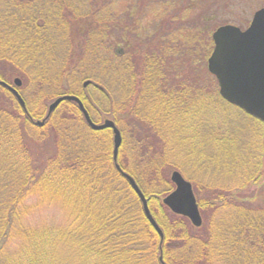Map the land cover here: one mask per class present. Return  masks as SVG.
<instances>
[{
    "label": "trees",
    "instance_id": "16d2710c",
    "mask_svg": "<svg viewBox=\"0 0 264 264\" xmlns=\"http://www.w3.org/2000/svg\"><path fill=\"white\" fill-rule=\"evenodd\" d=\"M202 1L0 0V80L26 110L0 86V264H264V123L220 97ZM62 95L114 123L116 161L74 102L34 125L31 104ZM174 171L200 227L162 203ZM42 206L58 219L33 222Z\"/></svg>",
    "mask_w": 264,
    "mask_h": 264
},
{
    "label": "water",
    "instance_id": "95a60500",
    "mask_svg": "<svg viewBox=\"0 0 264 264\" xmlns=\"http://www.w3.org/2000/svg\"><path fill=\"white\" fill-rule=\"evenodd\" d=\"M211 37L214 46L207 60V70L217 81L219 95L228 104L240 108L248 115L264 123V7L254 12L245 29L226 24L218 27ZM20 85L19 79H15L13 85L0 80V86L7 89L18 105L26 111L25 103L17 91ZM86 85L87 83L84 84V86ZM65 101L76 103L91 130L110 129L112 131L113 159L116 161L118 149L122 142L119 130L111 120H104L101 124H95L76 96L62 95L57 97L48 105L45 118L42 121H35L34 124L42 126L50 114ZM116 169L138 196L145 218L162 238L161 229L151 216L147 201L137 184L129 175L122 172L118 165H116ZM170 180L174 185V190L162 200V203L173 214L186 217L194 227H200L201 217L191 184L176 171L171 173Z\"/></svg>",
    "mask_w": 264,
    "mask_h": 264
},
{
    "label": "rangeland",
    "instance_id": "374dc122",
    "mask_svg": "<svg viewBox=\"0 0 264 264\" xmlns=\"http://www.w3.org/2000/svg\"><path fill=\"white\" fill-rule=\"evenodd\" d=\"M209 2L208 0H206ZM206 1H202L200 4L198 3L194 14H203V12L206 10L208 16L211 17V20L207 23V26L209 27L210 30H213L217 27L220 26L221 24H231L235 25L239 28H245L248 23L251 21V18L254 14L255 11L258 9L264 7V0H210V2L206 3ZM205 2V4H204ZM207 7L211 8V10H207ZM208 8V9H209ZM152 20V17H146L143 19L142 25L144 26H151L150 22ZM53 101V99H47L43 98L37 105L34 102V104H31V116L34 117V122L35 121H42L45 116L40 119L41 117H37V115H42L46 112L48 105ZM34 112V113H33ZM99 124V123H96ZM101 124V123H100ZM35 125V124H34ZM215 166L211 165V174L208 175L210 178L213 175V172H215L216 169H214ZM198 173V171H197ZM199 178V183H205L202 184V186L206 187V183H210L209 178ZM191 179L198 181L197 176L195 174L191 175ZM224 179V180H223ZM212 182L218 183L220 185L226 184L228 185L229 181L233 180L231 177H221L220 180L214 179L212 177ZM212 183V184H215ZM31 220L34 222H51L50 219L52 220H57L58 215L55 214L53 211V208H46L45 206L40 207L39 209L35 210L30 216ZM61 222V218L58 220V223Z\"/></svg>",
    "mask_w": 264,
    "mask_h": 264
}]
</instances>
